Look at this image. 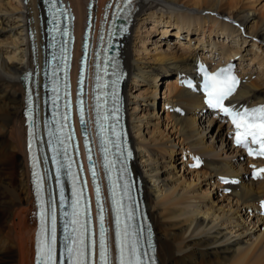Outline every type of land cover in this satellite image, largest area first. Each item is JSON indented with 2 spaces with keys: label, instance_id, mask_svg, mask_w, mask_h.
I'll list each match as a JSON object with an SVG mask.
<instances>
[{
  "label": "bare ground",
  "instance_id": "bare-ground-1",
  "mask_svg": "<svg viewBox=\"0 0 264 264\" xmlns=\"http://www.w3.org/2000/svg\"><path fill=\"white\" fill-rule=\"evenodd\" d=\"M72 2L82 32L88 0ZM139 6L123 51L127 106L138 150L135 168L144 181L161 264H264V221L245 217L263 195L264 178H246L247 166L230 145L227 127L203 117L200 97L177 84L178 73L192 69L199 56L238 57L245 80L233 101L264 103V0H140ZM29 20L39 26L37 0H0V264L35 263L23 112ZM163 77V97L173 112L155 107ZM137 85L141 91L133 95ZM179 152L189 158L185 167L196 155L202 166L183 167L173 160ZM226 175L241 181L230 185L231 194H223L219 182ZM207 180L215 181L213 191L203 188Z\"/></svg>",
  "mask_w": 264,
  "mask_h": 264
},
{
  "label": "snow or ice",
  "instance_id": "snow-or-ice-1",
  "mask_svg": "<svg viewBox=\"0 0 264 264\" xmlns=\"http://www.w3.org/2000/svg\"><path fill=\"white\" fill-rule=\"evenodd\" d=\"M225 70H221V73H223ZM220 75V74H217ZM216 80H217V76H210L209 77V82L205 84V89L209 90V89H215L216 86ZM232 91L231 87H228L226 91H219V92H214V91H209L208 95H209V103L212 105L213 108H222V104L220 103V101L226 96L229 95ZM216 96L215 102H213V96ZM224 112H229L228 108H223ZM257 113H259V115L257 116ZM243 117H252L253 122L252 123H248L247 121L244 122V124H241V118ZM255 119H259L260 123H255ZM233 120L236 123V126L238 129H240L242 126L244 128V132L243 135L245 137L247 136H251L253 141L256 143H259L261 145L259 154L260 155H264V106L260 107L259 109H253L250 112L249 111H245L244 113H234L233 114ZM258 137H260L261 139H257ZM245 141L241 139V133L238 131L237 132V143L238 144H242ZM55 217H53V239H55V223H54ZM100 221H101V228H100V233H99V239H100V254H99V258L101 261H105V252H104V230H103V216L101 215L100 217ZM82 236V234H81ZM80 243V249L79 250H75V249H69V256H72L73 253L75 252L77 255V261L76 264H82L83 261V256H84V252H83V248H84V240L81 238L79 240ZM124 245H121V264H132V261L130 259H125L124 258ZM135 250L132 249V254H134ZM47 256H48V261L51 262L52 260V248L51 246L48 247L47 249ZM136 264H139V259H137Z\"/></svg>",
  "mask_w": 264,
  "mask_h": 264
},
{
  "label": "rangeland",
  "instance_id": "rangeland-1",
  "mask_svg": "<svg viewBox=\"0 0 264 264\" xmlns=\"http://www.w3.org/2000/svg\"><path fill=\"white\" fill-rule=\"evenodd\" d=\"M239 26V25H238ZM243 27V26H242ZM244 32H245V30H243ZM216 38V37H215ZM159 40H161V39H159ZM256 40H259L260 41V39L259 38H256ZM258 41V42H259ZM235 42V41H234ZM259 43H261V42H259ZM263 44V43H262ZM251 47V46H250ZM253 49H256V47H254ZM164 84H167V82H166V78H161L160 79V81L157 83V86L159 87V90L161 91H159L160 93H159V96H158V98H162L163 97V90H164V88H166V85L164 86ZM141 87L142 86H140V85H137V86H134L133 87V95H136V94H138V92H140L141 91ZM161 113V112H160ZM165 115V113L163 114V116ZM162 128L163 129H165V125L163 124V126H162ZM167 130H168V128H166V132H167ZM174 158L175 159H173V160H175L176 161V155H174ZM181 161H182V158L180 159ZM178 161V160H177ZM187 167V166H186ZM189 169V168H188ZM192 176H193V174L192 173H190V174H188L187 175V177H188V179H192ZM200 182H202V180H200L199 181V183ZM205 183V182H204ZM215 183V181L214 180H211V181H209V180H207V183H205V185H204V189L205 188H212V191H213V187H214V184ZM220 197V196H219ZM225 203L227 204V202L225 201ZM227 207H229V206H227ZM247 216H249L248 214H245V217H247ZM254 221V220H253ZM252 226V225H251ZM261 231H263V228H261L260 229ZM199 259V261H202L203 260V258L202 257H199L198 258Z\"/></svg>",
  "mask_w": 264,
  "mask_h": 264
}]
</instances>
